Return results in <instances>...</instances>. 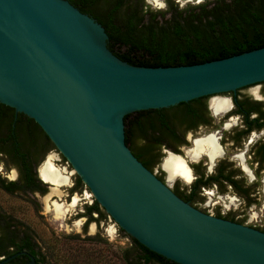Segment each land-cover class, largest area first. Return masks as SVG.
Here are the masks:
<instances>
[{
	"label": "water",
	"instance_id": "95a60500",
	"mask_svg": "<svg viewBox=\"0 0 264 264\" xmlns=\"http://www.w3.org/2000/svg\"><path fill=\"white\" fill-rule=\"evenodd\" d=\"M107 44L102 25L67 0H0V104L33 120L108 217L149 251L175 264H264V232L192 207L125 142L127 115L263 83L264 48L149 68Z\"/></svg>",
	"mask_w": 264,
	"mask_h": 264
},
{
	"label": "trees",
	"instance_id": "16d2710c",
	"mask_svg": "<svg viewBox=\"0 0 264 264\" xmlns=\"http://www.w3.org/2000/svg\"><path fill=\"white\" fill-rule=\"evenodd\" d=\"M67 1L80 12L100 23L108 35V49L121 61L132 66L149 68L191 66L264 48V0H204L184 7H179L173 0H164L165 9H152L145 0ZM261 85L264 87V82ZM243 89L237 91L238 96ZM208 98H199L167 109L141 111L127 115L125 142L132 154L144 167L153 172L158 160H151L147 156L148 152H159L163 147L180 144L181 126L188 122L191 124L201 116L200 111L193 108L192 104H202V107H205L204 103ZM235 104L238 113L245 115L246 120L255 112L264 118L260 114L262 104L253 102L247 95L241 96ZM262 114H264L263 110ZM253 124H256L258 129L264 127V121L260 122L259 116L249 122L248 130L252 129ZM0 145L2 146L0 153L7 155L8 160L17 157L18 160L24 161V164L27 147L41 145L48 150L53 148L51 141L33 120L23 114L15 115L13 109L1 104ZM261 149L263 158L264 144ZM229 171L231 172L227 174L222 173L203 179L202 170L188 191L187 188L181 191L177 184L173 192L189 204L195 205L203 201L199 196L200 188L210 187L216 183L220 192H225V182L237 190L242 198H245L247 206L257 204L248 196V188L244 187V182L233 179V176L241 173L232 171L231 168ZM78 182L81 184L80 179ZM91 212L101 214L96 201L89 209V213ZM107 217V214L103 215L105 220ZM1 220L2 218L0 222ZM118 231L120 235L129 239V244L113 255L108 252V248L105 249L97 260L91 258L94 264H175L149 251L121 229L118 228ZM29 237L25 233V237L19 241L20 248L17 251L26 250L36 256L40 251L34 253ZM77 237L71 236L72 239ZM85 240L95 245H100L99 242H101L98 241V235ZM105 244L108 245L106 241ZM68 247L72 260L70 264H78L77 257L81 254L69 251ZM11 255L12 252H7L0 247V262ZM39 257L37 264H47L42 251ZM19 258L23 257L4 264H17L15 262L19 261Z\"/></svg>",
	"mask_w": 264,
	"mask_h": 264
},
{
	"label": "flooded vegetation",
	"instance_id": "af4514ba",
	"mask_svg": "<svg viewBox=\"0 0 264 264\" xmlns=\"http://www.w3.org/2000/svg\"><path fill=\"white\" fill-rule=\"evenodd\" d=\"M258 85L261 86L260 94L264 96V94H262L264 87L261 84H258ZM253 86H256V85H253ZM253 86H250V87H253ZM247 88H244L243 90ZM243 90L240 91L239 96L237 95L238 92H236L235 95L232 93L224 94V95H228L227 99L230 102L229 103L230 109L229 111L223 114L220 113L221 115H215L212 113L213 110L211 111V108H210L211 100L209 98L204 103L205 107H202V104L201 105L192 104L193 108L198 109L200 111L201 116L197 117L193 123L189 124L188 122L181 126V130H179V134L182 138L181 143L178 144L177 146L173 145L172 147H163L159 152L158 151L148 152L147 156L151 160L153 161L158 160V164L155 165V168L156 169L161 168L162 171L164 169V167L162 169V164L164 166L166 159L170 156L169 153L179 156L183 160L186 159L185 161L189 169L191 170L190 173H191V176L193 177V180L191 181V183H189V185L182 186L179 181H176L177 180L176 179L174 181L173 187L170 188V185L167 184V175H168V174L166 175L167 171H165L164 169V171L166 172L165 173L163 171L165 173V177H164L161 173H159L158 170L154 172L155 168L153 169V173L154 174L158 173V175L156 174V176L160 180H162L164 183H166L172 191H174V189L177 187V184L180 186L181 191L184 188H187V191H188L190 186L197 179V177L200 175V172H202V170H203L202 172L203 179H206L210 176H218V174L230 173L231 171L229 170L231 168L232 171L235 170L241 173L240 175L238 174V175L233 176V179L238 182H241L242 180L244 182V187L248 188V192H249L248 196L251 199L255 200L256 203L258 204L259 200H258L257 195H259V193L257 189L260 186H262V192L264 191V176L261 179V172H264V157L263 158L261 157V155L263 154V150L261 149V146L264 144V127L258 129L255 126L256 124H253L252 129L251 130H248V129L250 127L249 126L250 121L257 119L259 116V121L263 122L264 118H261L260 115L257 112H255L249 116L248 120H246L245 115H243L242 113H238V109L236 107L235 101L240 100L241 96H244V94L242 93ZM258 97L259 95L256 97L257 99H253L252 97L250 98L253 102L261 103L262 110L264 111V103L263 101L258 99ZM262 110H260L261 111L260 114L264 116V114H262ZM15 115L17 114L15 113ZM214 118L218 119L217 123L214 121ZM201 131H207V132L201 134L200 133ZM211 134L216 135V138H217L216 144L220 149H222L221 150L222 156L216 157L215 159L211 160L208 155L200 154V156L197 159H192L191 155L190 154L188 155V152L193 149L194 141L198 138L209 136ZM257 135H258V139L255 140L254 138ZM245 145L246 147L249 146V149L247 150L246 148V151H245ZM5 147L8 148V146H5ZM0 148H2L1 145H0ZM243 148L244 150H241ZM175 150L177 152H175ZM25 151L27 153V157L25 160L26 165L24 164V161L18 160L17 157L16 158L14 157L15 159L13 158V159L8 160L7 155L4 156L2 153H0V190L3 193H5L7 196H15V197H19L22 194H28L32 197L38 198L37 202L39 199L43 198L42 201L45 204V198H47V196L51 194V190L54 186L48 183H45L42 180V178L40 177V169L43 166V163L49 157L48 155L51 153L52 155H54L53 163L55 164V166L58 167L63 173L66 172L68 174L69 183L65 186L58 188L59 190L58 192H60V194L59 195L57 193L51 194L49 196L48 201L49 200L60 201L61 198L64 197L65 199L64 204L70 205L71 204L70 202L72 201V199L74 197H77L79 202L76 205L75 209L79 207V210L78 212H74L75 211L74 209L73 210L74 214L73 216L70 215V217L72 216L73 219L83 220L82 230L84 234H87V229H88L89 224H94V228H95L99 226L100 224L104 223L105 218H103V215L106 213L100 206L99 207H100L101 214L97 212L89 213V209L94 205V202H95L92 194L82 182L81 184L78 182L79 177L76 175L73 168L68 164V162L55 149L54 146L53 148L48 150L41 145H37L35 147H27ZM53 151H56L55 152L56 154H53L52 153ZM226 151L230 152V155H229L230 158L229 156L224 157L226 155ZM234 151H239V152L235 153ZM246 155L248 157V160H246ZM234 158L239 163L238 165L241 168V170L240 168L234 166L235 164L232 161V159ZM188 159L191 161H189ZM62 162L66 165V167L62 168L58 166V164ZM228 165H230V167ZM63 169L65 170V172L63 171ZM68 169H71L72 173H69ZM209 169H211V171H209ZM1 170H4L5 173L2 174ZM13 176H15L14 179L11 178ZM244 176L245 177L247 176L252 181L256 179L257 182L247 184ZM224 184H226L225 192H220L219 187L216 183L212 184L210 187L200 188L199 196L203 199V201L200 202L199 204H202L205 201V198L210 197L212 199V196H214L213 195L214 192H216L218 195H221L222 197L224 195H227L228 192H230L243 201L244 209L257 205L254 203V204L247 206L245 202V198H242L238 194L237 190H235L234 188H232V186L228 185L225 182ZM253 185H255L254 188H253ZM48 190L50 194L48 193ZM85 190L90 193V197H91L90 201L88 200V196L86 195ZM197 205L198 204L191 205V206L198 209L199 211L203 213L212 215L214 217L221 218V219L228 220V221H231L233 219V221L231 222L245 225V220L238 218L237 209L234 207L232 209L231 207L224 205V204H219V203L213 204L211 202H208L206 206L207 207L212 206V208L215 210L214 212L210 213V212H207V210L199 209ZM0 218H2L0 222V247L5 249L7 252H12V255L7 258H10L18 254L17 256H14L9 261L17 259L18 257H23V258H19V261H16L15 263L17 264H37L40 258L39 253L43 250V248L40 247V244L36 241L34 232L29 227L22 225L20 221L14 217L13 214L7 212L6 210H3L1 207H0ZM251 228H254V227H251ZM254 229L264 232L262 228H254ZM25 233H27L30 236L29 240L31 241V244L33 246L32 249L34 253H38L40 251L36 256H34L32 253L26 250L17 251L20 248L19 241L21 238L25 237ZM97 234H99V232Z\"/></svg>",
	"mask_w": 264,
	"mask_h": 264
},
{
	"label": "rangeland",
	"instance_id": "374dc122",
	"mask_svg": "<svg viewBox=\"0 0 264 264\" xmlns=\"http://www.w3.org/2000/svg\"><path fill=\"white\" fill-rule=\"evenodd\" d=\"M173 1L178 3L179 7H184L187 4H198L204 0H173ZM145 2L152 9H165V7L163 8L158 7V4L161 3L165 5L164 0H145ZM260 90H261V86L256 85L243 90L242 93L244 95L252 97L253 99H257L256 97L259 95L258 99H260L264 103V96L260 94ZM216 97L227 98L228 95H220ZM214 121L217 123L218 119L214 118ZM205 132L207 131H201L200 133L203 134ZM254 139L257 140L258 135L255 136ZM246 148L248 150L249 146L246 147L245 145V151ZM241 150H244V148ZM55 152L56 151H53L52 153L56 154ZM234 152L238 153L239 151H234ZM50 155L54 156L51 153L48 156ZM229 155L230 152L226 151V155L224 157H228ZM246 160H248L247 155H246ZM232 161L235 164L234 165L235 167L240 168L238 165L239 163L235 158L232 159ZM58 166L62 168L66 167V165L63 162L59 163ZM156 170H158L159 173H161L165 177V173L161 170V168H157V169L155 168L154 172H156ZM63 171L65 172L64 169ZM1 172L2 174L5 173L4 170H1ZM68 172L72 173V170L68 169ZM156 174L158 175V173ZM66 176H68L67 173ZM263 176H264V172H261V179L263 178ZM176 181H179L182 186L189 185V184H185V182H183L182 180L180 181V179L179 180L177 179ZM245 181L247 182V184L257 182L256 179L252 181L247 176L245 177ZM168 185H170V188H172L174 182L168 183ZM257 190L259 193V195H257L259 200L258 204L251 206L250 208L244 209L243 201L230 192H228L227 195H224L223 197L221 195H218L216 192H214L213 194L214 196H212V199L209 196H207L209 198H205V201L202 204L198 203L197 206L199 209L207 210V212L210 213L214 212L215 210L212 208V206L210 207L206 206L208 202H211L213 204L214 203L224 204L231 207L232 209L234 207L237 209L238 218L245 220V225L254 228L264 229V195L262 192V186H260ZM86 195L88 196V200L90 201L91 200L90 193L86 191ZM37 199L38 198L32 197L28 194H22L19 197L7 196L5 193H3L0 190V207L3 210H6L7 212L13 214L14 217L17 220H19L22 225L29 227L34 232L36 241L40 244V247L43 248L42 252L44 253L47 259V264L72 263V260L70 259L69 256L70 253H68L67 250L68 246H69L68 247L69 251L71 252L76 251L81 254V256L77 257L78 264H94V261L91 260V258L93 257L95 258V260H97L98 257H100L105 252V249L108 248L107 249L108 252L111 255H113L119 252L120 249L126 247L129 244V239L120 235L117 225L108 217L106 218L104 223L100 224L95 228H94V224H89L87 229V234H84L82 230L83 220L73 219L72 217L74 212H78L79 207L76 209L74 208L75 209L74 212H73L74 209H71L70 212L72 213L68 212L63 219H56L53 213V208L51 206V203L53 201L49 200L47 202L45 198V204H44V202L42 201L43 198L39 199L38 202ZM56 202L64 203L65 199L64 197H62L60 201H56ZM70 215L72 216L70 217ZM110 228H113L112 234H109L108 230ZM98 232L99 234H97ZM97 235L99 236L98 241H101L99 242L100 245L89 244L90 241L85 240L88 237H96ZM71 236L73 237L78 236V237L76 239H72ZM105 241L108 243V245L105 244ZM76 243H78L79 245H77Z\"/></svg>",
	"mask_w": 264,
	"mask_h": 264
},
{
	"label": "bare ground",
	"instance_id": "6f19581e",
	"mask_svg": "<svg viewBox=\"0 0 264 264\" xmlns=\"http://www.w3.org/2000/svg\"><path fill=\"white\" fill-rule=\"evenodd\" d=\"M229 100L227 98H217L213 97L210 101V108L213 114L215 115H221L230 109ZM221 113V114H220ZM199 141V143H198ZM217 138L215 134H211L209 136H205L202 138H198L194 141V147L191 151L188 152V155H191L192 159H197L200 154H206L210 157V159H215L216 157L222 156V152L217 144H216ZM53 157L49 156L47 160L43 163V166L40 169V177L45 183H48L50 185H53L54 187L51 190V194L57 193L58 195L60 192H58V188L65 186L69 183V177L65 175L59 168L55 166L53 163ZM186 160V159H185ZM185 160H183L181 157L176 155H170L165 163L164 166L162 164V169L164 167L165 171H167V184L174 182L176 179H180L183 182L189 184L193 180V177L191 176V179L188 178L187 175H185V171L190 170L188 167H186ZM50 194V195H51ZM49 195V196H50ZM264 195V191H263ZM49 196L46 198V201L48 202ZM79 200L77 197H74L70 205H66L64 203H59L56 201H53L51 203V206L53 208V213L55 215L56 219H63L65 215L70 212L71 209H74L76 205L78 204ZM109 234L113 233V228H110Z\"/></svg>",
	"mask_w": 264,
	"mask_h": 264
},
{
	"label": "clouds",
	"instance_id": "9594fccd",
	"mask_svg": "<svg viewBox=\"0 0 264 264\" xmlns=\"http://www.w3.org/2000/svg\"><path fill=\"white\" fill-rule=\"evenodd\" d=\"M158 7L163 8V7H165V5L163 3H161V4H158ZM198 143H199V141H198ZM169 155H171V154L169 153ZM209 171H211V169H209ZM184 174L187 175L189 179H191L190 172L188 170H186ZM11 178L14 179L15 176H13Z\"/></svg>",
	"mask_w": 264,
	"mask_h": 264
}]
</instances>
